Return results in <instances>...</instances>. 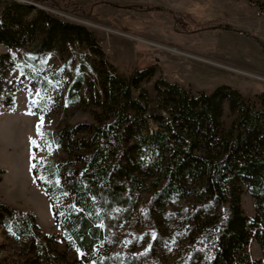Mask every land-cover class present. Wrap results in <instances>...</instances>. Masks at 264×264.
Instances as JSON below:
<instances>
[{
  "label": "trees",
  "instance_id": "trees-1",
  "mask_svg": "<svg viewBox=\"0 0 264 264\" xmlns=\"http://www.w3.org/2000/svg\"><path fill=\"white\" fill-rule=\"evenodd\" d=\"M0 44V108L24 90L33 113L62 116L54 128L40 125L32 172L65 247L48 254L54 236L36 215L0 204L19 264H264V92L224 84L194 93L164 76L150 89L154 65L126 75L94 31L18 0H0ZM21 51L30 66L51 52L65 64L17 75ZM74 107L90 119L72 122ZM245 187L254 216L242 205ZM132 222L146 230L140 250L120 234ZM253 240L262 258H252Z\"/></svg>",
  "mask_w": 264,
  "mask_h": 264
},
{
  "label": "rangeland",
  "instance_id": "rangeland-1",
  "mask_svg": "<svg viewBox=\"0 0 264 264\" xmlns=\"http://www.w3.org/2000/svg\"><path fill=\"white\" fill-rule=\"evenodd\" d=\"M32 1L39 4L37 8L48 9L63 20L94 31L108 60L120 72L128 75L154 65L155 73L145 83L150 89L164 76L194 93L212 92L224 84L248 96L264 92V0ZM51 2H56L55 6ZM6 50L0 44V53ZM71 52L81 59L83 50L71 48ZM24 54L21 51L22 59L14 74L18 75L25 65L41 70L65 64V59L51 52L41 59L43 67L30 66L24 61ZM29 100V92L19 90L14 105L0 108V204L33 212L43 231L54 236L53 245L47 249L51 254L55 248L64 250L65 245L47 192L33 176V141L39 137L41 116L42 126L47 128H54L62 116L50 111L45 115L33 113ZM89 119L83 108L70 110L72 122ZM222 120L225 126L231 122L227 100ZM242 205L248 215H255L254 199L247 187ZM135 222L124 224L120 234L127 238L131 233L134 249L140 250L146 243V230ZM147 240L151 241V236ZM248 249L253 259L263 257L255 240ZM19 260L18 252L0 227V264H19ZM36 264L47 263L40 259Z\"/></svg>",
  "mask_w": 264,
  "mask_h": 264
},
{
  "label": "snow or ice",
  "instance_id": "snow-or-ice-1",
  "mask_svg": "<svg viewBox=\"0 0 264 264\" xmlns=\"http://www.w3.org/2000/svg\"><path fill=\"white\" fill-rule=\"evenodd\" d=\"M37 95H39V93H38ZM32 103H33L34 105H37V104H38V101L33 100ZM42 124H43V117L41 116V125H42ZM38 133H39V135H40L41 137H43L44 133L40 130V126H38ZM33 143L35 144L36 142L33 141ZM37 147H39V145H37ZM33 167H35V165H33ZM56 183L58 184L59 181H56ZM13 234H14V233H13ZM82 255H83V254H82Z\"/></svg>",
  "mask_w": 264,
  "mask_h": 264
},
{
  "label": "water",
  "instance_id": "water-1",
  "mask_svg": "<svg viewBox=\"0 0 264 264\" xmlns=\"http://www.w3.org/2000/svg\"><path fill=\"white\" fill-rule=\"evenodd\" d=\"M23 2L27 3L30 6H34V7H40L39 4L35 1L32 0H23Z\"/></svg>",
  "mask_w": 264,
  "mask_h": 264
}]
</instances>
